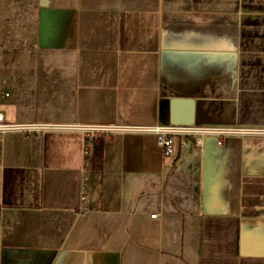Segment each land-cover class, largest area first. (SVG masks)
<instances>
[{
    "label": "crops",
    "instance_id": "crops-1",
    "mask_svg": "<svg viewBox=\"0 0 264 264\" xmlns=\"http://www.w3.org/2000/svg\"><path fill=\"white\" fill-rule=\"evenodd\" d=\"M0 92L8 123L264 127V0H0ZM198 138L115 131L96 170L77 130L0 134V264H264V135Z\"/></svg>",
    "mask_w": 264,
    "mask_h": 264
},
{
    "label": "built area",
    "instance_id": "built-area-1",
    "mask_svg": "<svg viewBox=\"0 0 264 264\" xmlns=\"http://www.w3.org/2000/svg\"><path fill=\"white\" fill-rule=\"evenodd\" d=\"M2 93V92H0ZM7 95V93H3ZM50 129H73L82 133L84 137V151L88 153L92 149L94 137L102 135L108 138L115 131H133L152 134L157 145L162 150L165 157L174 155L176 142L180 140L182 145L186 144L189 137L198 136V143H201L202 136L214 135L218 138V143H222L225 136L229 135H264V127H217V126H181L173 124H153L148 126H117L98 124H52V123H8L4 114L0 112V134L9 131H23L36 133ZM156 214H151L155 217Z\"/></svg>",
    "mask_w": 264,
    "mask_h": 264
},
{
    "label": "trees",
    "instance_id": "trees-1",
    "mask_svg": "<svg viewBox=\"0 0 264 264\" xmlns=\"http://www.w3.org/2000/svg\"><path fill=\"white\" fill-rule=\"evenodd\" d=\"M104 141L105 138L102 135H98L93 139L92 164L93 168L96 170L102 168Z\"/></svg>",
    "mask_w": 264,
    "mask_h": 264
}]
</instances>
